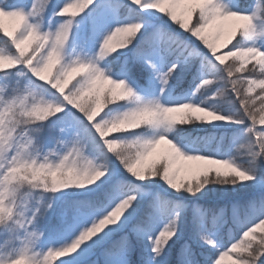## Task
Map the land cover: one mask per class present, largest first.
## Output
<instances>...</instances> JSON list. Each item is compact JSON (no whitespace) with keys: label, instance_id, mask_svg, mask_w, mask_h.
Listing matches in <instances>:
<instances>
[{"label":"snow or ice","instance_id":"1","mask_svg":"<svg viewBox=\"0 0 264 264\" xmlns=\"http://www.w3.org/2000/svg\"><path fill=\"white\" fill-rule=\"evenodd\" d=\"M102 4L104 7L96 5V0H66L57 11L52 0H0V153L9 149L0 155L4 165L0 173L6 168L27 167L16 153L21 145H39L42 152L39 137L45 129L51 132L58 125L62 134L55 154L44 162L55 174L75 165L91 141L105 149L98 129L104 130L125 116L154 112L150 126L170 131L174 125L164 117L169 109L182 110L185 122L181 126L220 121L243 127L244 142L239 144L237 155L249 157L248 165H238L231 156L209 158L199 150L193 155L182 150L176 153L164 140L137 137L135 147L142 163L129 157L128 168L134 172L140 164L142 169L150 168L151 174L137 178L121 163L113 166L112 174L109 168L101 169L105 175L100 179L76 187L97 184L91 201L79 203L71 214L51 224L42 221L45 209L52 207L50 202L45 201L38 212L17 217L9 206L14 193L0 184V264H57V258L69 254L76 255L63 264H83L105 241L109 243L103 251L104 264H133L132 254L137 249L141 255L138 264H173L171 254L183 230L181 213L174 211L157 230L155 213L140 211V185L136 182L162 180L176 192L183 190L195 196L208 184L235 186L254 180L250 171L258 159L264 160V127H257L264 126V0H255L252 11L238 0H129L123 7L135 5L134 11L144 15L127 20L121 19L120 0H102ZM93 5L99 13L90 14L79 22V31H73L75 18L81 16L77 13H85ZM157 13L160 20H153ZM6 21L13 22L12 26ZM118 37L120 44L113 51L111 45ZM55 53L61 60L54 69ZM117 61H122L120 72L113 78L108 65ZM101 62H105L103 66ZM196 65L198 83L192 95L203 96L215 88L211 96L198 103L167 98L162 102L159 97L145 100L130 86L134 79L143 78L146 69L167 86L170 79ZM78 66L87 68L85 74L77 76L71 87L67 80L61 84V74ZM105 76L110 80L101 78ZM80 81L83 83L73 91ZM89 85L95 101L91 97L81 99ZM160 91L163 93L164 87ZM208 100L234 105L235 111L207 106ZM40 112L47 119L37 120ZM17 116L35 124L21 126ZM121 166L128 176L120 172ZM13 179L15 173L10 172L6 180ZM158 200L154 198L150 207H158ZM248 208L243 219L235 215L234 208L233 223L242 230L241 236L224 247L208 234L207 213L197 207L194 243L181 245L174 264H223L230 256L235 257L232 264H264V194L253 199ZM222 215L221 211L212 218L214 226H219ZM114 232L124 234L113 240ZM60 239L67 243L45 252L36 250L43 240ZM145 240L148 253L143 251Z\"/></svg>","mask_w":264,"mask_h":264},{"label":"rangeland","instance_id":"2","mask_svg":"<svg viewBox=\"0 0 264 264\" xmlns=\"http://www.w3.org/2000/svg\"><path fill=\"white\" fill-rule=\"evenodd\" d=\"M13 2V1H9ZM66 0H52V4L56 5L55 10H59V7L62 6ZM129 0H120V3L122 5L120 9V15L121 19L127 20L131 19L133 17L143 16V13H140L138 10L134 11L135 5H130L129 7H123V5H128ZM239 2V1H238ZM240 4V2H239ZM255 4V0H247V5H245L246 8H248L249 11L253 10V6ZM96 5H100L101 7H104L102 4V0H96ZM96 5L90 6L88 10L85 9V13H77V15H81L80 17L75 18L74 20V28L73 31H79V28L81 25L79 24L80 21L84 20L86 17H88L90 14L97 15L99 13V9L96 8ZM242 5V4H241ZM53 9L50 7L48 10V15L51 16ZM154 11V10H149ZM58 21L61 19L59 17L56 18ZM153 20H160V14H156L152 17ZM7 26L11 27L12 23L11 21L5 22ZM199 42V41H198ZM221 52L224 51L223 48L220 49ZM228 62V61H226ZM105 62H101V66H103ZM122 61H117L113 64L108 65V68L111 70V74L113 78H116L117 74L120 72V64ZM198 65L195 66V70ZM166 70V69H162ZM54 71V70H53ZM190 71V69L188 70ZM148 75L144 79V82L141 83L138 78L134 79L133 82H131V85L136 92L137 95H140L145 100H151L154 98L159 97L162 102L167 98L171 101H182L187 102L191 100L192 102L198 103L201 100H204L205 97H209L212 95V92L215 91V88L210 89L209 91L205 92L203 96L197 94L196 96H193L192 93L195 89V86L186 90L185 92H176L175 93V87L177 84H175V81L170 79L169 84L167 86H162L158 80V78L155 76V74L152 72V70L147 69ZM187 72V71H186ZM186 72H184L181 75L184 77L186 75ZM106 74H108V70L106 69ZM195 75H193V82L198 83V80L195 79ZM78 78V77H77ZM75 81L73 80L72 83ZM68 87H71V84L68 85ZM161 87H164V92L161 93L160 89ZM67 90V89H66ZM256 91H259V89H256ZM232 98H235L234 96ZM215 103V104H214ZM217 103L220 105L217 106ZM207 106L210 107H216L219 108L221 111H228L232 112L235 111L234 105L222 103L221 101H207ZM106 110V109H105ZM101 114H103L101 112ZM216 128H218V131L215 134H212L213 140L207 141L203 140V142H196V140H190V141H178V146L181 147V150L185 152L187 155H193L196 154V150L200 151V154L208 155L209 158H227V157H236L240 156L243 158V164H240L239 162H235L238 165H248V160L250 159L247 156L243 155H237V148L240 143L244 142L242 137L244 135V128L238 125H230L225 124L224 122H214L213 123ZM257 127H264L259 124H257ZM223 129V130H222ZM162 131V130H158ZM62 134L59 131V126H54L51 130V132L48 131V129H45L43 133L40 134V143L42 146V153H46L49 149H54L56 147V141L58 138H61ZM224 137H226V140H222ZM169 138H172L171 136ZM204 142H208L206 144L209 146V151L203 150ZM98 150L92 146V143L90 142L88 147L85 149V155H88L90 157H95L101 160H105L108 164V168L110 169V174H112L113 166L119 165V161L115 159L114 156H111L110 154L105 155V149L102 147V145L98 144ZM213 148V150H212ZM243 151V150H241ZM51 159L57 160L58 157H52ZM247 170V167H246ZM120 172L124 174V176H128V174L124 171L123 166L120 167ZM251 175L255 176V179L252 181H248L243 183L244 185H249L251 189H253V193H255L256 196L252 198L244 199L243 202L247 205V209L249 203L255 199L258 198L262 193V190H264V160L258 159L256 162V166L254 169L250 171ZM139 184V189H137L138 199L141 203V205L144 203V201L152 200L156 197L159 198L158 200V207H151L150 212L155 213V221L158 224L157 230L159 228H162L164 224L168 222V219L170 218V215L174 211H179L181 213V222H182V231L185 232L186 227H189V232L193 234L194 229V222L196 219V212L195 209L199 207L201 210H205L199 205L198 202H195L193 199L189 200L186 198H182L184 196L191 197L183 190L181 192H176L175 190H172L168 188L166 184L162 180L157 182V180H145L142 184H140L139 181L136 182ZM102 186V185H100ZM98 187L97 184L92 185L90 188H76V187H69L68 189L60 190L56 193H44V200L51 203L52 207L49 208L44 216L42 217V221L45 224H51V223H58L62 216H64L66 213L71 214L73 209L81 202H84L85 200L91 201V199L95 196L94 190ZM42 190H37V194L41 192ZM91 193H94L91 195ZM35 195V194H34ZM79 195H84L82 198L79 197ZM175 195V196H174ZM184 195V196H183ZM217 201V207L214 210L213 207H210L207 205L206 210H211L212 217L219 215L221 211L223 212L221 222L219 226H214L217 228L215 232L211 231L213 228L210 229L209 235L213 236V239H216L222 244L224 247H227L228 244H225L223 238L219 236L218 231H221L226 224L229 222L228 225L233 223L234 220V208H235V215H237L239 207L237 206V202L233 204H228L224 198H220ZM219 201V202H218ZM239 202V201H238ZM176 205H180L181 207H176ZM229 215V217H228ZM187 224V225H186ZM234 224V223H233ZM233 230V229H232ZM231 230V231H232ZM230 231V232H231ZM182 232V233H183ZM242 230L238 233V236H241ZM116 237L114 234H116ZM124 233L121 232H114L111 233V239L118 240L121 235ZM47 236V232L45 233ZM258 237V235H257ZM67 243L65 240H43L42 242L37 243L36 250L38 252H45L48 250L49 247H60L63 244ZM108 241H105L103 244L97 246L95 252L93 254L88 255L83 264H104V255L103 251L106 246H108ZM231 244V243H230ZM139 250V249H138ZM143 250L146 251V253L150 252V248L147 247V241L145 240V244L143 247ZM135 252V251H134ZM133 252V254H134ZM132 254V255H133ZM76 254H69V256L63 257V258H57V264H63L64 261L72 260ZM138 255H140V250L138 252ZM60 259V260H59ZM235 259L234 256H230L227 258L223 264H232V261ZM53 264H56V261L53 262Z\"/></svg>","mask_w":264,"mask_h":264},{"label":"clouds","instance_id":"3","mask_svg":"<svg viewBox=\"0 0 264 264\" xmlns=\"http://www.w3.org/2000/svg\"><path fill=\"white\" fill-rule=\"evenodd\" d=\"M140 3V0H136ZM149 5H145L148 7ZM120 44V38H116L111 48L115 51L116 46ZM61 56L59 53H55V65L60 63ZM87 68L84 66H78L75 68H68L63 72L61 84L64 80H67L68 84H72L73 80H76L77 76H83ZM69 74H72L69 78ZM102 79H109L110 77H101ZM83 81L77 83L73 91H76L80 87ZM60 87V85H57ZM91 97L93 101L96 100L95 93L92 92L89 85L88 92L81 98L82 100ZM104 105L98 111L103 109ZM187 108L188 106H184ZM184 113L181 109H169L164 113V117L172 122L174 125L170 131L165 132L164 129H155L150 126L151 121L155 118L156 113L144 112L140 114H134L131 116H125L122 119L115 120L112 124L104 130H99L100 138L104 141V147L107 154L114 156L119 163L128 168L127 158L131 157L132 162L141 161L140 155L137 153L135 147V141L137 137L144 138H156L157 140H164L169 145L171 150L176 153H180L181 149L178 143H175L173 139L176 138V134L181 130L180 126L185 122L183 119ZM21 126L25 123L35 124V121H27L26 118L17 116ZM37 120H45L47 116L44 112H40L36 116ZM110 119V117H109ZM162 130V131H158ZM114 133L121 134L116 139L106 140L105 137L113 136ZM151 147V145H149ZM9 151L8 148L3 149L0 155H4ZM54 149H49L46 153H42L39 145L36 147H28L21 145L16 156L28 165L27 167H14L6 168L3 173H0V184L10 188L14 193V198L9 202V206L12 208L13 213L17 217H24L29 212H38L41 207L44 206V193H56L61 187H83L85 184L92 183L105 175V171L101 169H107L108 164L105 160H101L95 157L85 155L76 160L75 165H70L53 174L51 168L45 167L44 162L54 155ZM6 158V156H5ZM30 162V163H29ZM142 163V161H141ZM39 164V167H33L31 165ZM0 168H4V165L0 163ZM132 172L131 168H128ZM10 172L15 173V179L6 180ZM143 172V175L141 174ZM137 178L142 179L146 175L151 174L150 168L142 169L140 164L137 165L136 171L132 172ZM37 190H42L37 194ZM35 194V195H34ZM48 209H45V212Z\"/></svg>","mask_w":264,"mask_h":264},{"label":"trees","instance_id":"4","mask_svg":"<svg viewBox=\"0 0 264 264\" xmlns=\"http://www.w3.org/2000/svg\"><path fill=\"white\" fill-rule=\"evenodd\" d=\"M9 1H13V0H9ZM238 1L243 6L247 5V0H238ZM195 71H196L195 67L190 68V71L188 73H186V76L184 77V80H182V81H181V75L179 77H173L172 78V80L175 81V84H177V86L175 87V93L177 91H185L187 89H190L197 84V83L193 82V80H192L193 75H195ZM147 75H148V72H147V70H145V74H144L143 78H139L141 80V83L144 82V79L147 77ZM212 101L217 102V100H212ZM218 105H220V104L217 103V106ZM180 129L181 130L176 134V136H177V140H179V141L181 140L182 142L183 141H190V140H196V142H203V140L211 141V140H213L212 134H215L218 131V128H216V126L213 123H211V124L183 125V126H180ZM224 139L226 140V137L221 139V141ZM92 143H93V147H97V143L95 141H93ZM202 144H204L202 149L210 152L209 146L206 145V144H208V142H204ZM212 150H213V148H212ZM235 159L240 164H243V158L242 157L236 156ZM253 191L254 190L251 189L249 185H244L243 183L237 184L235 186H232V185L221 186L219 184H208L201 192L197 193L195 196L188 197V196L183 195L184 197H182V198H186L189 200L193 199L195 202H198L199 205H201V207L205 210H206L207 205H209L210 207H213V209L215 210L217 207V204H216L217 201L216 200H218L220 198H224V200L228 204H233V203L237 202L238 203L237 206L239 207L237 215L241 219H243L249 213V209H247V205L243 202V200L256 196L255 193H253ZM262 193L264 194V190H262ZM151 201L152 200L144 201V203L141 205V209H140L141 213L150 212V210H151L150 202ZM210 207H209V210L206 211V213H207V226L209 229L214 228V225L212 223L213 217L211 214ZM228 217H229V215H228ZM228 224H229V222L226 224L227 226H225L221 231H219V235L222 236L223 240L227 241V243H233L240 238L237 236V233H239L240 230L237 229L233 223L230 225H228ZM188 229H189V227L188 228L186 227L185 232L182 231L183 233L181 232L178 234L179 239L177 240V243H176L175 247L173 248V251L171 254L173 257V264H174V258L177 255V253L179 252L181 245H183L186 241H191L194 243V241H192V235L193 234H191ZM116 235H117V233L114 234L115 237H116ZM257 235L259 236L260 234L258 233ZM204 248L206 249L207 246L205 245ZM138 252H139V250L137 249L134 252V254L132 255L133 264H138V262L141 259V255H138ZM144 252L146 253V251H144Z\"/></svg>","mask_w":264,"mask_h":264}]
</instances>
